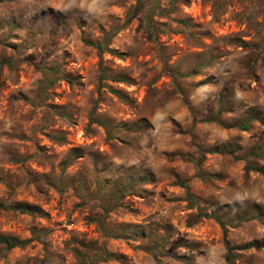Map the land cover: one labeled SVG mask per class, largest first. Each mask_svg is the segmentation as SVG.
I'll return each instance as SVG.
<instances>
[{
	"label": "rangeland",
	"instance_id": "1",
	"mask_svg": "<svg viewBox=\"0 0 264 264\" xmlns=\"http://www.w3.org/2000/svg\"><path fill=\"white\" fill-rule=\"evenodd\" d=\"M137 1L77 0L90 6L82 12L73 0H48L52 8L43 0H0V203L34 208L0 210L1 235L33 238L7 251L8 264H156L140 218H148L150 203H175L165 193L186 182L178 168L193 173L203 155L194 174L222 182L204 173L242 171L231 161L247 140H254L249 163L264 159V105L258 103L264 97V21L236 23L233 14L245 9L235 5L244 0H147L136 13ZM65 4L64 13L53 9ZM82 15L94 17L95 25H76ZM210 39L216 49L202 54ZM235 52L244 53L241 70L225 79ZM201 83L216 92L201 91L203 98L184 104L181 88L192 95ZM149 99L163 110L149 115L143 107ZM121 113L153 122L152 141L161 151L150 177L126 178L107 162L131 147L111 124ZM95 117L112 128L111 136ZM221 134L230 140L221 144ZM209 144L217 152L201 151ZM197 215L189 207L181 228L209 241L224 234L214 218ZM105 253L113 257L104 261ZM234 254L235 264H244L243 253Z\"/></svg>",
	"mask_w": 264,
	"mask_h": 264
},
{
	"label": "clouds",
	"instance_id": "2",
	"mask_svg": "<svg viewBox=\"0 0 264 264\" xmlns=\"http://www.w3.org/2000/svg\"><path fill=\"white\" fill-rule=\"evenodd\" d=\"M25 2L33 3L34 0H25ZM43 2L47 7L52 8L48 0ZM211 2L212 0H209V3ZM73 4L76 8L82 9V12H84L83 9L90 7L87 2L81 4L77 0H73ZM68 7L65 4L53 9L64 13V9ZM105 7L108 8V5ZM242 8L245 11H240ZM235 10L240 11L239 16L234 14L232 16L237 24L251 25L255 21H264V0H244L243 4L235 5ZM231 11L232 9H229V12ZM213 14L219 16L215 9ZM104 19L107 20V12ZM220 21L223 24V16H220ZM95 23V18L87 15H82L75 20L76 25L86 28L94 26ZM203 47L206 51L202 54H206L215 50L216 44L210 39L209 43ZM12 55L15 56V53ZM216 55L222 57L221 49L216 52ZM243 59V52H235L230 57L231 62L226 61L231 71L223 74L225 79L241 70ZM179 63L180 61H177V64ZM173 79H175L174 75ZM261 83L264 84V80ZM201 91L216 92V88L209 83H201L200 91L192 95L181 88V92H184V104L189 106V101L196 96L203 98ZM258 103L264 105V97H261ZM143 107L147 108L149 115L163 110L162 105L152 99L145 101ZM140 110L137 109V111ZM97 111L105 112V106L101 104ZM111 124L114 129L123 134L121 138L126 144H131V147L116 153L112 158H107L108 164L123 172L126 178L150 177L158 167L156 161L161 151V148L152 141L154 136L152 120L141 118L140 121H133L121 113L120 119ZM218 138L221 144L230 140V136L226 134H221ZM253 142L254 140L243 142L240 155L236 157V160L231 161L234 164L238 163L242 169L235 176L229 173L227 177H221L219 169H208L204 173L216 175L218 181L222 182L213 184L207 180H200L194 174L199 171L197 169H193V173H189L186 169H177L186 182L176 186L173 191L165 193L166 197L174 198L175 203L165 204L162 199L155 205L150 203L146 209L148 218L144 219L143 216L140 218L139 226L146 233L144 243L154 249L152 255L157 257L156 264H229V249L241 251L244 264H264V175L259 173L253 175L252 170L245 167L249 163L250 145ZM149 143L151 147L146 146ZM215 147L209 144L203 146L201 151L217 152L214 150ZM202 167L206 168V165ZM252 167L264 172V159L253 161ZM189 196L192 198L187 199ZM189 207L193 216L198 214V209L201 211L206 209L209 216L218 214L219 218L226 222L227 235L221 234L218 239L209 241L204 234L191 233L186 227L182 229ZM200 222L204 223L203 219ZM227 225L232 227L228 228ZM209 254L212 255L211 261H209ZM11 259L12 255L7 251H0V264H8Z\"/></svg>",
	"mask_w": 264,
	"mask_h": 264
},
{
	"label": "trees",
	"instance_id": "3",
	"mask_svg": "<svg viewBox=\"0 0 264 264\" xmlns=\"http://www.w3.org/2000/svg\"><path fill=\"white\" fill-rule=\"evenodd\" d=\"M145 1H147V0H138L137 1L138 4H137V7L135 8L136 13H137V9ZM112 35H114V33L108 34L107 36L109 38ZM104 45H105L104 42H102V43L97 45V48H98L99 52H102L104 50ZM101 77L103 79L107 78L104 70H102V76ZM253 119L254 118L247 119L246 122H244L241 125V129L242 130H248V128H249L248 125ZM255 119H257V118H255ZM93 121L98 123V124H100V125H102L106 129V131H107L109 136L112 135V131L113 130L105 121H102V120H100L97 117L93 118ZM212 121H218V120H217V118H214V119H212ZM260 121L264 122V119H260ZM222 151H223V149H222ZM224 152L235 153V150H226L225 149ZM202 158H203V155L200 156V158L198 160H194L195 163H196L195 165H196L197 170L200 169V163H201ZM246 167L249 168L250 170H254V171L264 175V172H261L260 169H253V167H252V165L250 163L246 164ZM191 198L192 197L189 196L187 199H191ZM0 210H3V211H17V212H20V213H33L34 212L33 211L34 210L33 207L27 206V205H24V204H17V205H14V206H9V205H5V204L0 203ZM200 218H214L218 222V224L222 227L224 235H227V233L225 231L226 222L222 221L217 214L209 216V214H207V213L200 212L197 215V219H200ZM227 227H228V225H227ZM32 239L20 240V239H18L16 237L7 236V235H1L0 234V246H2L3 250H6V251H10V250H13V249H16V248H25L26 246L29 245V243L32 241ZM146 251L150 255H152V252L154 251V249L150 248V249H146ZM112 257L113 256L111 254L105 253L102 259L104 261H108ZM152 257L155 260H157L156 256L152 255ZM235 260H236V254H234V250L233 249H229V264H235ZM44 263H45V260L41 264H44Z\"/></svg>",
	"mask_w": 264,
	"mask_h": 264
}]
</instances>
